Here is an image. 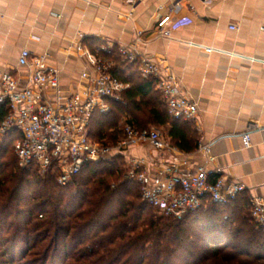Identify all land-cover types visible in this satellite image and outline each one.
<instances>
[{
    "label": "crops",
    "instance_id": "crops-1",
    "mask_svg": "<svg viewBox=\"0 0 264 264\" xmlns=\"http://www.w3.org/2000/svg\"><path fill=\"white\" fill-rule=\"evenodd\" d=\"M167 14L187 18L163 39L155 24ZM84 40L96 41V53L125 49L157 65L196 104L183 129L192 150L171 145L167 126L156 128L169 149L139 143L128 150L150 180L166 165L182 173L204 167L210 179L242 184L238 197H264V0H0V72L21 85L30 75L17 65L22 50L58 71L63 96L87 85L84 74L93 70L81 56L92 50Z\"/></svg>",
    "mask_w": 264,
    "mask_h": 264
},
{
    "label": "trees",
    "instance_id": "trees-1",
    "mask_svg": "<svg viewBox=\"0 0 264 264\" xmlns=\"http://www.w3.org/2000/svg\"><path fill=\"white\" fill-rule=\"evenodd\" d=\"M83 43L112 63L113 78L129 84L121 101H108V113H93L91 141L113 144L123 124L167 126L171 145L193 149L187 123L169 118L155 80L140 77L137 60H125L116 48L96 53V41ZM17 139L12 131L0 142V264H264V233L247 199L205 204L178 220L156 217L137 183L126 179L122 157L88 162L59 186L55 176L18 165Z\"/></svg>",
    "mask_w": 264,
    "mask_h": 264
},
{
    "label": "built area",
    "instance_id": "built-area-1",
    "mask_svg": "<svg viewBox=\"0 0 264 264\" xmlns=\"http://www.w3.org/2000/svg\"><path fill=\"white\" fill-rule=\"evenodd\" d=\"M137 1L131 0L132 4ZM186 18L173 19L170 14L160 17L155 24L156 35L168 39L174 27L184 23ZM211 51L205 49L207 53ZM118 53L129 62L138 61L141 78L155 80L169 118L184 122L195 119L196 104L181 94L175 79L162 76L157 65L138 58L132 51L118 49ZM81 57L93 71L84 74L87 85L79 86L78 91L68 96L61 94L58 71L49 67L44 57L32 56L27 50H22L17 59V65L30 72L25 85L12 74L0 72V112L4 113L0 139L12 131L18 134L13 151L21 168L34 166L39 175H53L59 186H65L84 164L123 154L128 164L125 177L137 183L141 200L152 207L158 217L177 220L205 204H228L246 191L242 184H226L222 177L210 179L211 174L204 167L182 173L174 165H166L150 180L144 161L128 157L127 152L139 143H147L157 151L169 149L156 128L137 129L123 124L121 135L113 144L91 141L87 130L93 113H108V101H121V94L129 84L111 76L109 60L89 51L83 52ZM241 141L243 148H249L248 134H244ZM200 151L209 154L207 146H201ZM249 214L264 233V197L249 199Z\"/></svg>",
    "mask_w": 264,
    "mask_h": 264
},
{
    "label": "rangeland",
    "instance_id": "rangeland-1",
    "mask_svg": "<svg viewBox=\"0 0 264 264\" xmlns=\"http://www.w3.org/2000/svg\"><path fill=\"white\" fill-rule=\"evenodd\" d=\"M150 127L153 128L154 126H151V125H150ZM155 128H156V127H155ZM156 129H157V128H156ZM1 140H2V139H0V142H1ZM13 153H14V151H13ZM121 156L124 158V159H123L124 161L127 159L126 156H124L123 154H121ZM125 164H126L125 168L127 169V168H128V164H127L126 161H125ZM126 171H127V170H126ZM154 214H155V213H154ZM155 216L158 217L156 214H155Z\"/></svg>",
    "mask_w": 264,
    "mask_h": 264
}]
</instances>
